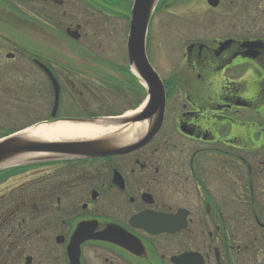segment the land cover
Listing matches in <instances>:
<instances>
[{
	"label": "flooded vegetation",
	"instance_id": "obj_1",
	"mask_svg": "<svg viewBox=\"0 0 264 264\" xmlns=\"http://www.w3.org/2000/svg\"><path fill=\"white\" fill-rule=\"evenodd\" d=\"M133 5L0 0V138L137 112L148 89L129 62ZM92 23L98 50L80 51L126 79L76 82L52 55L9 51L21 24L79 41ZM145 51L165 92L158 132L116 153L0 170V264H72L76 245L80 264H264V0H158Z\"/></svg>",
	"mask_w": 264,
	"mask_h": 264
},
{
	"label": "water",
	"instance_id": "obj_2",
	"mask_svg": "<svg viewBox=\"0 0 264 264\" xmlns=\"http://www.w3.org/2000/svg\"><path fill=\"white\" fill-rule=\"evenodd\" d=\"M157 1L134 0L127 44L129 62L136 75L146 84L148 89V100L143 108L128 116L106 118L105 120L108 121L111 128L116 127L117 130L107 131L94 137L51 140L32 136L28 133V129L2 138L0 139V170L36 161L98 157L116 153L123 148L122 144L141 145L149 141L158 132L164 117L165 92L163 83L150 65L145 51L146 32ZM73 37L78 38V36ZM40 65L53 82H57L52 72L45 65ZM58 91L57 85V94ZM59 122L106 126L101 122V119L97 118L67 119L57 123ZM44 124L46 123L37 124L33 128ZM99 238L114 240L106 233H101ZM79 240L83 239L79 238ZM69 251L72 264H80L79 245L70 247ZM186 259L188 260L187 255Z\"/></svg>",
	"mask_w": 264,
	"mask_h": 264
},
{
	"label": "rangeland",
	"instance_id": "obj_3",
	"mask_svg": "<svg viewBox=\"0 0 264 264\" xmlns=\"http://www.w3.org/2000/svg\"><path fill=\"white\" fill-rule=\"evenodd\" d=\"M10 25V24H9ZM22 30H24V34L18 37H13L9 40L12 41L14 46L9 51H13L16 48V45L19 44L21 46V50H25L26 52H38L41 54L46 61L49 60L50 55L52 57H56L62 63L59 64V68L64 69V71L69 72L72 78L76 82H79L81 78L91 79V77L96 78L100 75H109L116 76L118 79H126L122 77L117 72L110 70L108 67L104 69L101 67L94 66L96 64L89 59H86L83 53L80 51L82 48H93L98 50L100 37L97 36V29L95 28V24H89L86 27V32L88 38H83L79 41H73L68 38L66 35H61L57 37L45 36L44 34L40 35L36 32L33 26L28 24H21ZM12 26V25H10ZM98 26V25H96ZM21 32L23 33V31ZM80 51V53H78ZM113 57V56H111ZM96 58V57H95ZM21 59H12V60H3L8 67L13 69L16 68L18 63H20ZM68 61V62H66ZM24 65L29 67V70H34V66L32 64H27L32 62L31 60H24ZM27 64V65H26ZM96 76V77H95ZM10 78V77H8Z\"/></svg>",
	"mask_w": 264,
	"mask_h": 264
},
{
	"label": "bare ground",
	"instance_id": "obj_4",
	"mask_svg": "<svg viewBox=\"0 0 264 264\" xmlns=\"http://www.w3.org/2000/svg\"><path fill=\"white\" fill-rule=\"evenodd\" d=\"M114 129L115 127L107 128L106 126L103 127L101 124L75 125V124L59 122L53 125L45 124L36 128L29 129L28 133L32 136H38L44 139L61 140V139H71V138L94 137Z\"/></svg>",
	"mask_w": 264,
	"mask_h": 264
}]
</instances>
